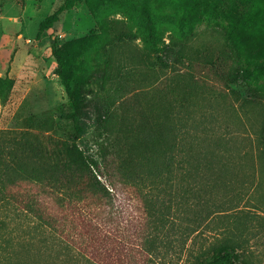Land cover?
<instances>
[{
    "label": "rangeland",
    "instance_id": "374dc122",
    "mask_svg": "<svg viewBox=\"0 0 264 264\" xmlns=\"http://www.w3.org/2000/svg\"><path fill=\"white\" fill-rule=\"evenodd\" d=\"M147 29H161L165 43L187 55L172 61L182 75L193 53L243 75L233 85L242 97L236 108L218 86L200 87L202 114L197 128L188 125V139L196 143L200 170L192 181L201 190L185 206L191 218L180 224L214 216L189 238H175L156 264H199L198 253L226 237L240 244L232 264H264V154L257 140L264 139V66L251 54L254 41L264 39V0H0V78L12 80L5 100L0 94V131L71 141L72 122L64 116L77 91L91 111L113 112L114 130L130 126L138 104L149 118L158 116L159 96L181 97L189 81L164 72L145 43ZM69 42L62 69L54 49ZM123 82L139 87L136 97L117 92ZM91 138L92 129L82 139Z\"/></svg>",
    "mask_w": 264,
    "mask_h": 264
},
{
    "label": "trees",
    "instance_id": "16d2710c",
    "mask_svg": "<svg viewBox=\"0 0 264 264\" xmlns=\"http://www.w3.org/2000/svg\"><path fill=\"white\" fill-rule=\"evenodd\" d=\"M144 40L164 72L189 81L181 97L159 96L158 116L149 118L138 104L130 126L114 130L108 124L113 112L91 111L77 91L64 116L72 122L71 141L54 144L28 130L0 131V264H156L175 238H189L214 216L180 224L191 218L185 206L201 190L192 181L200 161L188 125L198 126L202 85L218 86L229 105L239 107L242 97L233 85L240 86L243 75L222 63L221 71L216 63L197 61V53L182 75L172 61L187 55L166 44L161 29H147ZM72 43L54 49L62 69ZM251 54L263 67V38L254 41ZM11 83L0 78L3 100ZM138 88L123 82L117 92L130 93V100ZM90 129L92 138L83 140ZM257 140L264 154L262 134ZM239 248L235 237L218 239L198 253L199 264L236 263Z\"/></svg>",
    "mask_w": 264,
    "mask_h": 264
}]
</instances>
